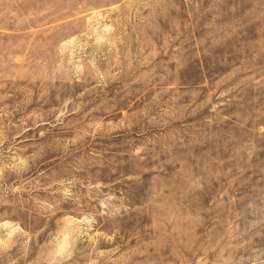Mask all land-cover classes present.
Listing matches in <instances>:
<instances>
[{"label": "rangeland", "instance_id": "obj_1", "mask_svg": "<svg viewBox=\"0 0 264 264\" xmlns=\"http://www.w3.org/2000/svg\"><path fill=\"white\" fill-rule=\"evenodd\" d=\"M0 264H264V0H0Z\"/></svg>", "mask_w": 264, "mask_h": 264}]
</instances>
